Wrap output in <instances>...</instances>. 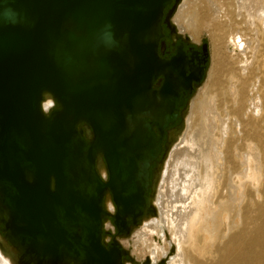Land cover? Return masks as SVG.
<instances>
[{
	"label": "water",
	"instance_id": "95a60500",
	"mask_svg": "<svg viewBox=\"0 0 264 264\" xmlns=\"http://www.w3.org/2000/svg\"><path fill=\"white\" fill-rule=\"evenodd\" d=\"M176 1L0 0V234L17 264L131 260L118 237L153 212L169 130L208 61L206 43L203 58L184 42L163 56Z\"/></svg>",
	"mask_w": 264,
	"mask_h": 264
},
{
	"label": "bare ground",
	"instance_id": "6f19581e",
	"mask_svg": "<svg viewBox=\"0 0 264 264\" xmlns=\"http://www.w3.org/2000/svg\"><path fill=\"white\" fill-rule=\"evenodd\" d=\"M180 1H176L174 12ZM223 1L221 5L212 2V13L219 16L220 23L212 31L209 79L218 63H226L225 86L219 90L209 86L195 103L193 116L189 112L184 116V108L183 123L169 130L168 149L153 182V212L138 225L147 257L137 261L127 249L132 258L125 264H217L222 241L248 220L243 209L249 210L254 196L262 195L264 0ZM200 17L197 11L192 12L183 30L198 35ZM173 30L177 39L180 35L174 24ZM50 105L45 102L46 109ZM98 169L106 177L102 160ZM105 205L114 211L110 196ZM247 232L232 237L230 244L250 246ZM147 234H155L157 242L149 241ZM128 237H118L122 247ZM14 254L0 234V264H17Z\"/></svg>",
	"mask_w": 264,
	"mask_h": 264
},
{
	"label": "rangeland",
	"instance_id": "374dc122",
	"mask_svg": "<svg viewBox=\"0 0 264 264\" xmlns=\"http://www.w3.org/2000/svg\"><path fill=\"white\" fill-rule=\"evenodd\" d=\"M183 2L185 3L184 7L181 6ZM212 2L218 5L224 4L223 0H181L180 3H178L176 11L173 12L170 17V21L175 25L176 30H178L180 35L177 39L174 36V31L171 32L168 27L164 26V41L167 44V48L163 50L164 57L174 53L171 47L175 46V43L180 44L181 42H184L187 49L188 47L199 48L205 43L208 45V61L206 64L204 79L196 86L192 96L185 105L184 116L187 112L193 116V113L196 111L195 103L200 100L201 96L209 86H211L212 90H219L225 86L227 79L229 65H226V63L223 64V62L217 64L213 70L212 78L209 79L210 73L212 72L211 68H213L214 43L212 41V31L216 29L220 23L219 16L216 13H212ZM171 8L172 7H169L168 10ZM195 11L201 16L200 32L198 35L193 34L189 30H183L184 21ZM182 123L183 120L180 119L175 125ZM231 168L233 170L234 164H231ZM260 188L262 195L259 197L256 195L254 196L255 202L249 210L243 209V215H245L246 212L248 213V220H243V222L240 223V226L234 229L222 241L221 252L217 257V264H264V182ZM109 221L112 226H114L112 219L109 218ZM246 229L248 230L247 234L250 246L243 244L237 248V245L233 243L230 244L232 237L238 234H245ZM138 230L139 226L134 229L132 235L130 234V237L122 241V244L125 249L130 250L131 255L137 261L143 262L147 257V248L142 239L143 233H138ZM104 234L108 237L109 244L112 242L113 238L118 237L115 228L114 230L104 229ZM146 236L152 243L157 242L155 234H147ZM228 247L231 248L230 252L226 250ZM169 251H171V248ZM127 260L130 259L127 258Z\"/></svg>",
	"mask_w": 264,
	"mask_h": 264
},
{
	"label": "flooded vegetation",
	"instance_id": "af4514ba",
	"mask_svg": "<svg viewBox=\"0 0 264 264\" xmlns=\"http://www.w3.org/2000/svg\"><path fill=\"white\" fill-rule=\"evenodd\" d=\"M165 45H166V47L165 48H167V44H166V42H165ZM179 44H176L175 43V46H173V47H171V49H173V54H175V52H176V47L178 46ZM203 46V45H202ZM202 46L201 47H199V48H192V47H188V49L186 48V45H185V50H186V52L190 55L193 51H198L199 52V56H200V58H203L204 57V55H203V51H202ZM173 54H171V55H169V56H165L166 58H169V57H171ZM164 56V55H163Z\"/></svg>",
	"mask_w": 264,
	"mask_h": 264
},
{
	"label": "built area",
	"instance_id": "2783aa9c",
	"mask_svg": "<svg viewBox=\"0 0 264 264\" xmlns=\"http://www.w3.org/2000/svg\"><path fill=\"white\" fill-rule=\"evenodd\" d=\"M54 107H55V104L52 103V104L50 105V107H49V110L52 109V108H54ZM114 228H115V227L112 226V224H111L110 221H108V222H106V223L104 224V229H105V230H108V229H112V230H114ZM105 240H106L107 243L109 242L108 237H106ZM108 244H109V243H108Z\"/></svg>",
	"mask_w": 264,
	"mask_h": 264
}]
</instances>
